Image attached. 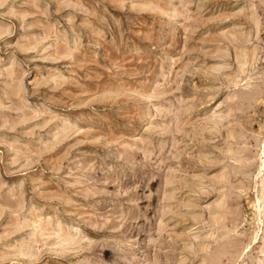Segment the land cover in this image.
Listing matches in <instances>:
<instances>
[{"label":"rangeland","instance_id":"obj_1","mask_svg":"<svg viewBox=\"0 0 264 264\" xmlns=\"http://www.w3.org/2000/svg\"><path fill=\"white\" fill-rule=\"evenodd\" d=\"M0 264H264V0H0Z\"/></svg>","mask_w":264,"mask_h":264}]
</instances>
